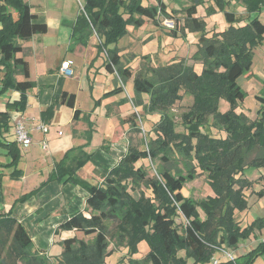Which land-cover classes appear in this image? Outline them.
Listing matches in <instances>:
<instances>
[{"label": "trees", "instance_id": "trees-1", "mask_svg": "<svg viewBox=\"0 0 264 264\" xmlns=\"http://www.w3.org/2000/svg\"><path fill=\"white\" fill-rule=\"evenodd\" d=\"M190 1L183 9L184 25L177 23L172 33L176 36L181 30L183 37L186 30L200 33L198 49L192 57L203 63L202 71L199 73L194 65L180 60L140 70L133 81L136 106L143 104L142 97L147 94L144 107L150 113L162 112L161 122L155 127L156 138L146 142L147 148L130 142L126 153L103 175L102 183H90L76 174L93 155L85 150L89 142L70 148L54 166L52 180L80 184L87 190L86 209L90 213L72 214L57 231L75 230L93 235V240L87 243L77 236L63 239L61 255L51 262L43 250L34 249L26 227L0 205V264H104L111 254L107 248L113 235L120 246L126 247L129 258L128 263L122 259L119 264H188L189 259H193V264L207 263L218 248L236 249L241 241L264 228V216L255 218L245 228L236 218L238 209L248 207L244 190L253 182L245 175L247 169L264 170V107L254 120L235 111L245 98L237 79L251 73L252 54L264 41V22L259 17L264 0H213L206 12L209 16L218 11L224 14L229 26L221 31L210 30L205 19L197 16L198 6L206 0ZM232 1L245 6V20L228 10ZM160 14L173 17L163 0H157L156 5L144 4L143 0H84L73 38L87 45L95 35L98 51L106 52L108 71L126 81L132 72L123 66L117 43L128 33V26L140 27L145 17L158 23ZM47 32V23L38 21L28 2L0 0V72L4 71L1 92L9 88L20 92L19 99L9 104L11 109L24 111L27 91L34 86L29 79L28 61L18 56L23 51L21 41ZM17 74L26 79L17 80ZM122 90L118 86L112 93ZM182 90L193 97V104L184 113L186 131L180 133L169 111L182 99ZM59 97L62 103L75 108V94L63 92ZM259 98L264 102V97ZM221 99L230 103L226 112L219 110ZM52 107L46 111L51 112ZM80 113V109H75V120ZM129 119L137 127L135 117ZM208 124L226 132V137L206 132L203 128ZM0 143L8 148L11 165H17L21 157L18 142ZM143 158L162 160L157 176H148L143 165L136 166ZM173 164L177 165L174 171ZM202 173L210 180L215 195L201 200L187 198L182 191L185 184ZM261 177L264 179V172ZM142 182L151 189L153 197L131 192ZM256 194L262 198L264 187ZM178 210L187 220L182 232L176 223ZM142 239L149 241L151 249L142 259H133L136 244ZM180 250H185V255H180ZM263 255L261 241L247 254L218 264H254Z\"/></svg>", "mask_w": 264, "mask_h": 264}, {"label": "crops", "instance_id": "crops-1", "mask_svg": "<svg viewBox=\"0 0 264 264\" xmlns=\"http://www.w3.org/2000/svg\"><path fill=\"white\" fill-rule=\"evenodd\" d=\"M25 1L32 6L38 21L47 23L48 32L36 34L29 40L21 41L23 51L18 53V56L28 61L29 79L34 81V86L27 91V105L24 111L9 107L10 103L19 99L20 92L12 88L1 92L4 71L0 72V123L2 125L0 142L5 144L17 142L14 124L21 116L26 118L27 127L33 138V143L26 147L17 143L21 154L17 165H11L12 156L8 148L0 143V205L6 212L11 211L26 227L34 242V249L43 250L51 259L56 260L63 251L61 241L77 236L78 233L75 230L57 231L59 225L79 211L87 216L90 213L86 209L87 190L80 184L52 180L54 166L70 148L89 142L85 150L93 155L76 174L90 183H102L103 175L107 174L127 151V147L123 144L112 145V131L117 119V116L112 113V102H117L118 110L123 111L128 97L136 94L134 82L132 84L131 79L123 81L125 84H122L121 88L124 90L112 93L120 85L114 84V73L106 68V59L96 47L98 39L95 35L91 36L87 45L74 40L73 30L84 0ZM156 4L157 2L149 5ZM241 6L246 17V8L243 4ZM263 11L259 14L260 19ZM164 18L173 17L163 16L162 20ZM184 19L185 17L182 25H184ZM147 20L157 23L145 17L140 27L133 25L128 27L141 28L147 24ZM228 26L229 24L226 28ZM180 31L175 37L186 38L188 34L197 33L186 30V36L183 37ZM85 49L90 51L88 56L84 53ZM65 60L73 61L77 75L75 73L67 77L61 73V65ZM16 78L19 81L26 79L22 74H17ZM79 91H82L84 95V105H80L83 100ZM63 92L76 95L75 108L61 102L59 96ZM126 92H128L127 95ZM52 105L51 112L46 111ZM77 108L81 110V113L79 119L75 120L74 112ZM99 121H104L107 127L100 142L96 140ZM40 124L48 126L46 133L37 128ZM45 138L46 147L42 146ZM27 194L30 195L23 201L22 197ZM262 198L259 203L264 207ZM262 207L260 209L264 213ZM251 220L248 216L246 221L239 222L247 226L254 219ZM260 232L264 234V228L255 231V239L250 243L253 244L251 247L243 248L248 244H242L241 241L238 248H229V250L236 257L247 254L261 242ZM216 256L222 258L221 261L227 260L218 253ZM193 262L189 259L188 264ZM204 264L212 263L210 260Z\"/></svg>", "mask_w": 264, "mask_h": 264}, {"label": "rangeland", "instance_id": "rangeland-1", "mask_svg": "<svg viewBox=\"0 0 264 264\" xmlns=\"http://www.w3.org/2000/svg\"><path fill=\"white\" fill-rule=\"evenodd\" d=\"M164 1L167 4L168 11L172 12L173 19H175L176 23L179 22L181 26L183 23V18L185 17V12L183 9L191 4L190 0ZM143 2L144 4H152L156 3L157 1L144 0ZM213 4V0H206L204 5L198 7L197 15L205 19L208 28L217 31L224 30L228 22L226 21L222 12L218 11L212 16L207 15L206 8ZM241 5L242 4L238 1H232L227 8L228 10L236 12V14H238V16L244 20L245 12ZM174 10H176V12H174ZM162 18L163 16L160 15L158 24L147 20V24L141 28L128 27L129 32L126 36L121 38L118 43L122 55V64L123 66L128 67L132 72V77L130 78L131 80L129 79L132 84L134 77L140 70L147 71L149 69L148 67H157L160 65L178 62L180 60H185L188 64L194 65L197 72L200 73L202 71L203 63L201 61L194 60L192 57L197 50V42L200 34H188L186 38L175 37V35L172 33V30L166 28L163 25ZM261 20L264 22V11L261 15ZM211 33L212 32H210V34ZM84 53L88 56L90 51L85 49ZM102 56L106 59V52L102 53ZM72 68L75 74L77 71L74 67V64L72 65ZM113 76V81L116 86H122V84H125V82H123L116 73H114ZM237 82L245 92V98L239 103L235 111L237 113L242 112L250 119L254 120L259 116L262 107H264V102L259 98L264 97V44L256 47L252 54L251 73L249 75H241L237 79ZM79 93L81 100H83L84 95L82 94V91H79ZM181 93L183 94L182 99L175 102L169 113L174 118L176 131L183 133L186 131L184 113L187 112L193 104V97L186 91L184 92L182 90ZM127 94L128 92H126V95ZM148 99V95L144 94L142 97L143 104H146ZM126 101L127 102L123 111L118 110L119 104L117 102H112V113L117 116L112 131V145L123 144L128 147V144L132 142L140 148H147L146 142L156 138L157 136L158 130L155 129V127L161 122L162 112L160 111L150 113V111L144 107L145 105L142 104L141 106H136L137 98H135V95L129 96ZM84 103L85 100H83L80 105H84ZM229 108L230 103L225 99H221L219 103V110L221 112H226ZM132 116L135 117L134 121L137 124V127L132 125L129 121V118ZM211 122L212 118L210 119V123ZM106 128L105 122L99 121V131L96 136V140L98 142H100L104 137ZM203 129L216 137H226V132L220 131L210 124L206 125ZM177 162L178 161H173V163ZM140 165H143V167L147 170L148 176H157L158 169L162 165V160L159 158H143L140 159L136 164V166ZM172 167V170L174 171L176 170L177 165L173 164ZM263 172L264 170L262 168H250L246 171V177L249 178V180H251L253 183L251 187H246L244 190V194L248 200V207L242 210L238 209L236 211V218L240 222L246 221L248 216L253 220L256 217L264 215L263 211L260 209V207H262L261 203H259L262 201H260L261 197L256 194L257 191L264 187V179L261 177ZM182 191L187 198H192L194 200H201L209 195H215L210 180L207 178L205 173H202L194 180L187 182ZM131 192L135 196H139L140 192H144L147 196L153 197L151 189L148 188L145 182H142L140 186L136 187ZM262 199L264 200V196ZM198 211L202 217L205 216L203 210L200 207H198ZM176 223L178 225L179 231L182 232L184 226L187 224V220L180 210L177 211ZM244 226L245 225L243 224L242 228H245ZM76 235L79 239H83L87 243H90L93 240V235H85L83 232H78ZM263 238L264 234H262L261 239ZM254 239V234L245 238V240L242 241V244L248 245L243 246V248L247 249L248 247H251L253 244L250 243L254 241ZM109 241L110 245L108 246L107 251L111 252V254L106 258L104 264H119L120 260L122 259L123 263H128L129 258L126 253V247L120 246L117 243L116 237H114V235L109 237ZM258 244H256L254 248L257 247ZM150 249L149 241L142 239L136 244V252L132 253V258L140 260L146 256ZM226 249L229 250V248ZM179 254L185 255V250H180ZM221 257L225 258L224 255H221ZM50 260L51 262H54V259ZM254 264H264V255L257 257Z\"/></svg>", "mask_w": 264, "mask_h": 264}, {"label": "built area", "instance_id": "built-area-1", "mask_svg": "<svg viewBox=\"0 0 264 264\" xmlns=\"http://www.w3.org/2000/svg\"><path fill=\"white\" fill-rule=\"evenodd\" d=\"M162 23L166 28H169L171 30H173L177 27V23H176L175 19H173V18H164L162 20ZM72 65H73L72 60L63 61L62 65H61V73L67 77L73 76L74 72H73ZM37 128L40 129L41 131H43L44 133H46L48 131V126L45 124H40L37 126ZM14 132H15L16 140L20 145L26 147V146H29L33 143V138L30 134L29 128L27 127L26 118L24 116L19 117L15 121ZM42 146H44V147L47 146L46 138L43 139ZM261 241H264V238ZM216 253H218L220 255H224L225 258H227V259H234L236 257L232 253V251H230L224 247L218 248ZM220 261H221V258L216 256V254L211 259L212 264H218Z\"/></svg>", "mask_w": 264, "mask_h": 264}]
</instances>
